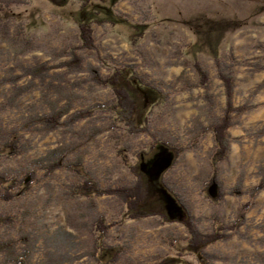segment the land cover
<instances>
[{"label":"rangeland","instance_id":"obj_1","mask_svg":"<svg viewBox=\"0 0 264 264\" xmlns=\"http://www.w3.org/2000/svg\"><path fill=\"white\" fill-rule=\"evenodd\" d=\"M80 24H90L93 49L80 46ZM115 72L136 101L141 133L112 112L113 90L100 80ZM221 75L234 78L232 107L245 110L231 115L217 165L223 198L214 201L216 189L204 184L211 128L226 109ZM51 116H59L55 128ZM156 141L175 148L176 159L162 148L140 169L151 182L162 176L200 234L245 214L226 241L203 251L211 264H264V191L251 196L264 177V0H0V174H34L29 189L0 201V264L23 256L26 264H97L98 219L117 264H197L182 254L188 233L164 191L152 192L172 222L128 219L117 196L75 192L84 179L77 170L102 189L134 184L130 166ZM15 145L19 153L7 152Z\"/></svg>","mask_w":264,"mask_h":264},{"label":"trees","instance_id":"obj_2","mask_svg":"<svg viewBox=\"0 0 264 264\" xmlns=\"http://www.w3.org/2000/svg\"><path fill=\"white\" fill-rule=\"evenodd\" d=\"M57 2V0H55ZM79 40L83 48L85 49H93L94 41H93V30L90 24H80L79 25ZM197 73L200 77L202 84L205 86L208 83V75L205 71L202 70L198 65L196 66ZM122 72H115L110 77L104 80H100V83L106 87L111 88L115 97V104L113 105L112 112L120 124H124L128 127L129 130H133L135 133H141L145 129L143 122L138 123L137 121V105L135 99L130 95L128 88L126 85H123L122 82ZM125 77V76H124ZM220 79H222L225 89H226V109L224 112V116L220 118V120L213 125L211 128V132L213 135L214 142V152L210 158V166H211V175L207 180L205 187V191L208 193L211 189H216V196L214 197V201H220V198H223L222 186L218 180V169L217 165L224 161L228 152V141H227V131L231 127V115L233 112H243L245 109H234L232 107V91L234 88L233 79L231 76L221 75ZM131 81L138 83L140 86H144L150 90H153L158 96L159 101L161 100L162 93L154 88L144 84L142 79L137 78L135 76L130 77ZM129 80L130 83H132ZM59 120V116H51L46 119V122L52 127H57ZM12 146L6 147L7 152L19 153L17 151L16 145L14 149H11ZM167 149L168 152L173 156V160L176 159V149L165 144L164 142L156 141L152 144L149 153H141L139 155L137 166H130L131 171L133 172L136 180L135 183L130 186H121L117 188H106L102 189L99 185L94 182V180L87 174L82 173L77 170V173L84 178L83 181L76 185L75 192L77 194H82L83 196L89 198L101 197V196H117L120 200L122 199L126 213L125 216L128 219H140L149 216H160L163 221L172 222L174 218L170 217L167 212H164L163 205L159 199L154 196L153 188L157 190L164 191L169 197H171L176 205H178L181 218L179 221L185 226L188 237L185 245L182 247V254L187 256H192L196 259L197 264H211L210 258L203 252L205 249L215 244L219 241H226L228 239V235L226 234L229 231H236L242 224L245 214L244 212L240 213L237 217V220L231 225H223L217 220L215 221L214 230L211 234H200L197 230L190 212L189 208L186 206L184 201L179 197V195L171 189L167 184L162 181V176L156 177L152 182L146 177L145 173L142 171L141 165L148 161L147 156L151 155L160 149ZM149 158V157H148ZM63 165L55 164L51 165L48 169V173H51L57 168H61ZM34 180V174L30 173L26 177L22 179H18L16 177H6L0 174V201H10L15 195L13 194L14 189H20V191L16 194L19 195L22 192L29 189L30 184ZM151 182V183H150ZM264 191V177L260 180L259 184L252 191V198L256 197L258 193ZM232 195H240L241 192L238 189H234L230 191ZM246 208L247 205L245 206ZM96 229V244L94 248V257L97 264H117V255L113 249L106 248L103 244V238L106 235L107 227L104 226V222L102 219L96 220L95 224ZM182 258V256H180ZM26 257H22L17 259L16 264H26ZM171 260V259H169ZM169 260H165L166 264ZM183 263L189 264L187 261L181 259Z\"/></svg>","mask_w":264,"mask_h":264}]
</instances>
